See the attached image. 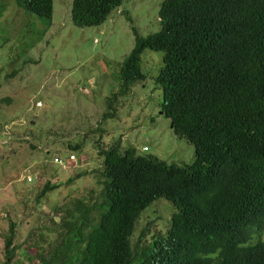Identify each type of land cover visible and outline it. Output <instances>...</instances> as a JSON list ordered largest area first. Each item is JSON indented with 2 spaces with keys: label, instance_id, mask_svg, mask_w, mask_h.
I'll list each match as a JSON object with an SVG mask.
<instances>
[{
  "label": "trees",
  "instance_id": "trees-1",
  "mask_svg": "<svg viewBox=\"0 0 264 264\" xmlns=\"http://www.w3.org/2000/svg\"><path fill=\"white\" fill-rule=\"evenodd\" d=\"M12 1L49 24L52 0ZM120 2L71 0L70 20L99 24ZM157 15L155 31L141 35L132 26L102 116L145 77L142 49L160 50L158 107L193 145V159L166 163L133 146L120 151V139L99 148V200L63 207L56 238L36 264H208L199 254L217 247L218 264H264V244L246 246L251 230H264V0H161ZM54 186L45 181L38 194ZM159 196L174 208L167 227L140 243L141 230L131 244L140 210ZM12 236L10 222L3 264L14 256Z\"/></svg>",
  "mask_w": 264,
  "mask_h": 264
},
{
  "label": "rangeland",
  "instance_id": "rangeland-1",
  "mask_svg": "<svg viewBox=\"0 0 264 264\" xmlns=\"http://www.w3.org/2000/svg\"><path fill=\"white\" fill-rule=\"evenodd\" d=\"M160 1L121 0L102 22L89 26L71 22V0H52L49 24L23 12L12 0L4 2L0 14V264L10 222L15 248L9 264H36L56 238L63 207H71L76 199L99 200L98 149L113 140L120 139V151L133 146L136 153L166 163L193 159V145L172 132L158 107L160 88L153 78L161 64L160 50L142 49L145 77L117 97L112 113L102 116L109 109L107 97L118 87L122 59L132 47V26L141 35L157 30ZM75 143L78 147L72 148ZM68 153L74 158L66 168L52 161L53 156L65 159ZM77 172L81 174L76 176ZM45 181L55 186L38 194ZM173 209L162 196L143 207L134 222L131 244L141 230L140 243L153 232H163Z\"/></svg>",
  "mask_w": 264,
  "mask_h": 264
},
{
  "label": "clouds",
  "instance_id": "clouds-1",
  "mask_svg": "<svg viewBox=\"0 0 264 264\" xmlns=\"http://www.w3.org/2000/svg\"><path fill=\"white\" fill-rule=\"evenodd\" d=\"M143 146H145V145H143ZM66 157H65V159H66ZM246 240H247L246 246H255L257 243L264 244V230H260V229L251 230L249 232L248 237L246 238ZM221 252H222V248H220V247H217L216 249H214L211 252H201L199 254V259L201 261L208 262V264H218V261L220 260V253Z\"/></svg>",
  "mask_w": 264,
  "mask_h": 264
},
{
  "label": "built area",
  "instance_id": "built-area-1",
  "mask_svg": "<svg viewBox=\"0 0 264 264\" xmlns=\"http://www.w3.org/2000/svg\"><path fill=\"white\" fill-rule=\"evenodd\" d=\"M146 147V146H143ZM74 158V155L72 153H69L66 157V159H63L61 156H53L52 160L54 163L59 164L61 168H65L67 166V161H70Z\"/></svg>",
  "mask_w": 264,
  "mask_h": 264
},
{
  "label": "water",
  "instance_id": "water-1",
  "mask_svg": "<svg viewBox=\"0 0 264 264\" xmlns=\"http://www.w3.org/2000/svg\"><path fill=\"white\" fill-rule=\"evenodd\" d=\"M170 126H171V123L169 122Z\"/></svg>",
  "mask_w": 264,
  "mask_h": 264
}]
</instances>
